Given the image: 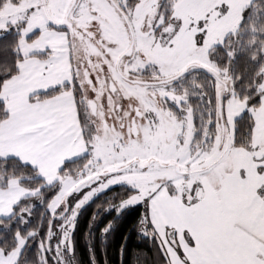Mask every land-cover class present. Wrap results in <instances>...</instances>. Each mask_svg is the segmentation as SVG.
I'll return each instance as SVG.
<instances>
[{
    "label": "snow or ice",
    "instance_id": "1",
    "mask_svg": "<svg viewBox=\"0 0 264 264\" xmlns=\"http://www.w3.org/2000/svg\"><path fill=\"white\" fill-rule=\"evenodd\" d=\"M92 205L131 264H264V0H0V264Z\"/></svg>",
    "mask_w": 264,
    "mask_h": 264
},
{
    "label": "trees",
    "instance_id": "2",
    "mask_svg": "<svg viewBox=\"0 0 264 264\" xmlns=\"http://www.w3.org/2000/svg\"><path fill=\"white\" fill-rule=\"evenodd\" d=\"M94 211H96L95 205L83 211L77 226L75 241L78 264H131L133 254L136 252H143L148 257H155V249L151 242L142 239L136 230V222L143 211L142 209L132 211L119 219L105 243L101 242L100 229L108 220L112 219V216L105 214L98 223L93 225L91 232L95 236L94 239H89L87 234L90 231V219ZM126 237L128 255L125 261V256L121 252V244ZM90 246L94 249V256L90 252Z\"/></svg>",
    "mask_w": 264,
    "mask_h": 264
}]
</instances>
